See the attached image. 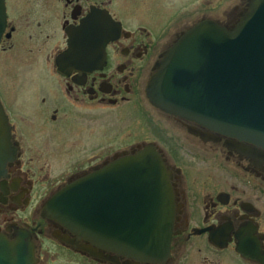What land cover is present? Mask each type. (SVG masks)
I'll return each mask as SVG.
<instances>
[{
	"label": "flooded vegetation",
	"instance_id": "flooded-vegetation-1",
	"mask_svg": "<svg viewBox=\"0 0 264 264\" xmlns=\"http://www.w3.org/2000/svg\"><path fill=\"white\" fill-rule=\"evenodd\" d=\"M254 1L2 0L0 104L15 157L0 176V236L21 242L34 264H198L200 256L211 263L203 253L260 264L246 256L264 257V148L164 112L146 93L185 33L201 23L232 31ZM122 109L125 123L103 122L116 112L121 123ZM147 145L172 191L166 257L97 247L46 214L52 195L83 177L98 176L100 203L116 204L119 161ZM216 153L227 174L179 166L185 156L200 162Z\"/></svg>",
	"mask_w": 264,
	"mask_h": 264
},
{
	"label": "water",
	"instance_id": "water-1",
	"mask_svg": "<svg viewBox=\"0 0 264 264\" xmlns=\"http://www.w3.org/2000/svg\"><path fill=\"white\" fill-rule=\"evenodd\" d=\"M2 10L0 0V34ZM206 26L200 24L184 34L157 64L158 71L147 87L149 101L165 112L264 148V0L254 1L248 16L232 32L217 26L212 31ZM13 157L7 120L0 106V176ZM121 163L124 183L137 179L138 189L132 191V198L130 193H122L123 200L133 203L123 204V217L116 221V239L102 235L104 207L99 204V194L88 184V177L56 193L47 214L78 239L97 247L122 250L140 260L162 259L168 254L173 216L162 161L152 147L146 146ZM106 224L111 227L113 222L107 219ZM33 262L31 251L0 236V264Z\"/></svg>",
	"mask_w": 264,
	"mask_h": 264
},
{
	"label": "rangeland",
	"instance_id": "rangeland-1",
	"mask_svg": "<svg viewBox=\"0 0 264 264\" xmlns=\"http://www.w3.org/2000/svg\"><path fill=\"white\" fill-rule=\"evenodd\" d=\"M45 49L43 50V53H44ZM123 111V121L121 123H116V117L120 116V113L117 114L116 112H114L113 114L111 115H108L107 117L103 118V122L106 124V125H109V124H112L113 127L115 128V126L117 127L118 124H122V123H125L127 120H129V112H126L122 109ZM129 113V114H128ZM84 124H87V121L84 122ZM113 127H109L107 129V131L111 132V131H115ZM112 132V134H113ZM165 150L167 152H172L171 150H169V146L168 145H164V144H161ZM173 147V146H172ZM174 148V147H173ZM175 149V148H174ZM179 152V151H178ZM203 157L200 159V160H203V161H200V162H194V161H191V160H188L189 158H187V156L183 157V159H180L179 160V166L184 170V171H187V172H191V171H197V170H214V172H217V173H225V170H223V168L225 169H228V163L225 164L224 160L222 157H220L218 155V153H216V155L214 157H210L208 155H202ZM213 168V169H212ZM222 168V169H221ZM221 183H224L223 181H221ZM195 252V256H196V251ZM206 255V257L208 258V260L211 262L209 264H231L227 258L223 257L220 259H217L216 260V257L213 256V255H207L206 253H203V255ZM196 260L199 261L198 264H204L203 261L201 260V256H200V259L199 258H196ZM235 261V260H234ZM216 262V263H215ZM237 262V261H236ZM207 264V262H206Z\"/></svg>",
	"mask_w": 264,
	"mask_h": 264
}]
</instances>
